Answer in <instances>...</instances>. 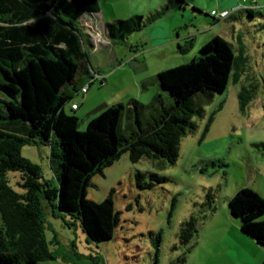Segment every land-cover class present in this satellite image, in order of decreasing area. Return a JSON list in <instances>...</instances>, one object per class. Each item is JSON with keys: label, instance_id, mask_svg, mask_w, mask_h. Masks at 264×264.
Instances as JSON below:
<instances>
[{"label": "trees", "instance_id": "1", "mask_svg": "<svg viewBox=\"0 0 264 264\" xmlns=\"http://www.w3.org/2000/svg\"><path fill=\"white\" fill-rule=\"evenodd\" d=\"M167 4L104 24L112 42L160 19ZM252 17V8H240ZM99 11L97 0H0V264H39L55 258L45 237V203L59 214L76 218L94 243L113 238L119 222L110 190L100 201L87 197L91 177L128 152L142 158L174 163L182 135L195 128L193 97L225 90L237 66L232 45L215 35L186 63L158 72L159 86L148 103L137 98L103 107L83 130L65 104L90 77L85 18ZM149 82L141 81L142 89ZM164 91L172 103L163 101ZM72 110V109H71ZM74 111V110H72ZM50 144L49 162L57 179L52 187L40 166L22 155L23 145ZM19 174L17 184L8 173ZM149 180H146L147 176ZM166 178L135 173L140 189ZM240 231L264 248V199L252 188H239L227 200ZM196 218L180 223L184 242L197 231Z\"/></svg>", "mask_w": 264, "mask_h": 264}, {"label": "rangeland", "instance_id": "2", "mask_svg": "<svg viewBox=\"0 0 264 264\" xmlns=\"http://www.w3.org/2000/svg\"><path fill=\"white\" fill-rule=\"evenodd\" d=\"M97 1L100 21L106 22L134 14L146 15L165 3L168 5L165 15L156 23L130 33L124 41L110 39L111 45L101 43L102 68L107 66L112 50L121 54L119 59L125 65L129 56L146 46L147 36H158L155 27L163 23L171 27L178 20L193 31L195 27L189 24L197 21L192 18L194 12L199 18L210 16L207 10L212 7L208 5L215 3V0H183L200 7L199 13L193 11L192 5L179 9L177 0ZM237 3L240 7L255 8L252 18L244 13L242 51H238L240 43L236 38L233 42L237 66L231 70L223 92L193 97L195 128L181 136L176 161L142 158L132 162L128 152H123L91 177L88 198L100 201L114 190L119 222L115 235L108 241L92 242L76 218L59 214L43 201L45 237L55 258L39 264H234L228 255L231 249L223 247L225 233L228 231L230 235L234 229L228 220L227 198L239 188L249 187L264 199V0H237ZM202 26L199 23L198 29ZM100 29L101 37L107 38L103 24ZM151 87L152 84L144 89L140 86L139 101L151 100ZM116 90L117 86L111 83L101 85L100 80H95L85 94L80 90L74 92L65 110L78 117V128L83 130L87 121L100 112L97 108L105 98L109 105L126 100L115 94ZM163 101L173 102L166 91ZM72 102L78 103L74 111L70 109ZM49 151L50 144L41 142L25 144L21 149L23 156L40 166L43 178L56 187ZM137 171L153 172L166 180L140 189L135 183ZM8 178L15 190L22 191L17 184L18 172L10 171ZM190 216L196 218L197 231L182 242L178 236L180 223ZM260 219H264V214Z\"/></svg>", "mask_w": 264, "mask_h": 264}, {"label": "crops", "instance_id": "3", "mask_svg": "<svg viewBox=\"0 0 264 264\" xmlns=\"http://www.w3.org/2000/svg\"><path fill=\"white\" fill-rule=\"evenodd\" d=\"M177 1L179 3L178 8L181 10L192 5L193 11H199V13H202L201 8L199 6L200 9L196 8V4L193 2L185 3L183 0ZM211 5L212 4L208 5L212 7L209 11L207 10L209 13L211 10L215 9L217 11L231 9L232 12L223 20L215 19L211 14L210 16L205 14L207 16L199 18V14L194 12L192 18L197 21L189 24L192 28L195 27L193 31L188 29L186 23L181 24L178 20L175 21L171 27L165 25V23H163L161 27L156 26L155 31L156 33L158 32V36H147L145 39L146 46L129 56L125 65H122L119 59L121 54L119 55L116 50H112L105 68L101 67V43L105 45L112 44L111 41H109L110 38L107 37L104 39L101 37L100 27L102 24L104 27L106 21H100L99 11L92 16H87L85 18L87 25V27L85 26V32L90 34L93 40V47L88 50V66L104 75L101 85L111 83L115 87L117 86L115 94L122 98H126V100L121 102H125L130 98L142 100V96L140 95V83L143 80H146L149 84L153 85L151 88L153 89L154 95L156 92H159V86L152 82L153 77L158 72L168 69L169 67L171 68V66L174 67V65L183 64L191 60L196 53H198L200 47L213 36L219 35L225 38L231 43L232 50L234 48L233 42L235 38L238 43L241 42V37H244L242 30L244 13L247 14V12L240 8H252L253 6L248 5L240 7L237 0H215V3L213 4L214 6ZM252 9V14L254 15L255 8ZM181 16L184 17L185 14L182 13ZM199 23H202L203 26L198 29ZM157 24L161 23L159 22ZM215 24L219 25L213 27ZM238 51H242L241 43L238 46ZM177 52L189 53L187 55H178ZM109 104L110 101L105 98L102 104H99L97 109L100 110ZM228 216V220H230L229 222L233 225L234 229L230 232V235L227 234L228 231L225 233L223 237V243L225 245L223 244V247L231 249L229 250L228 255L232 262H234V264H264V248L254 239L240 231L239 221H236L237 219L231 217L229 213Z\"/></svg>", "mask_w": 264, "mask_h": 264}, {"label": "built area", "instance_id": "4", "mask_svg": "<svg viewBox=\"0 0 264 264\" xmlns=\"http://www.w3.org/2000/svg\"><path fill=\"white\" fill-rule=\"evenodd\" d=\"M255 2V0H253ZM232 10L231 9H222V10H211L210 14L215 17V19L218 20H223L227 18L231 14ZM104 79V75L100 74L99 72L95 70H90V77L86 80V82L79 88L80 92L85 94L88 90V86L95 80H100L102 81ZM78 108V103L72 102L70 104V109L76 110Z\"/></svg>", "mask_w": 264, "mask_h": 264}]
</instances>
